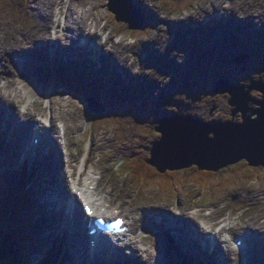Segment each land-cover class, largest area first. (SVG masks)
Here are the masks:
<instances>
[{
	"label": "rangeland",
	"instance_id": "obj_1",
	"mask_svg": "<svg viewBox=\"0 0 264 264\" xmlns=\"http://www.w3.org/2000/svg\"><path fill=\"white\" fill-rule=\"evenodd\" d=\"M107 0H70V7H73L74 9L78 10V11H82L84 8L89 7L91 10V8L93 6H96L99 13L106 19V25L109 27L110 30H112L113 32L116 33V35H123L124 33H126L128 31V27L126 23L123 22H117L115 20H113L110 16H108V13L110 15H112L114 17L113 14H111L110 12L107 11L106 9V2ZM48 0H39V3H37V1L33 2V0H0V27L4 28L5 30L9 29L5 35V32H0V46L1 45H5V39H8V42H11L13 40V37L16 36V39H19L22 35L26 36L29 34H32V32L34 31L35 28H40L42 26V23L40 22V20L37 17V12L34 13V11L32 10V8H30V10H28V13H26V5L28 7L31 6V4H33L32 7H36L38 8V11L41 13V9L42 6H44L45 3H47ZM209 3H211V0H208ZM201 3V0H180L177 1L176 3L174 2V4L177 5V9L176 12L178 13H184V12H189L195 8H197L199 6V4ZM237 3V2H236ZM179 4V6H178ZM238 6V5H237ZM239 7L244 10L243 7V3L239 4ZM70 12H72V10H69ZM106 11V13H105ZM14 15H11V14ZM89 14H92V12L90 11ZM230 14L232 15H236L235 12L233 13L232 11H230ZM74 20V28L77 29L75 27V19ZM233 20L238 21L235 17L233 18ZM84 21V20H83ZM18 28H23V32H21V29ZM81 28V27H80ZM79 28V29H80ZM236 28H239V25L236 26ZM227 31V30H226ZM20 32V33H19ZM152 33V31L149 32V34L147 36H149ZM132 36L135 35L134 31H131ZM132 38V37H131ZM137 38L141 39L143 38V35L141 34L140 36H138ZM230 43L232 45V38L229 37ZM5 48V47H4ZM230 56V55H229ZM223 58V57H222ZM6 59L5 54L0 55V64L3 60ZM7 62L3 61V65L6 67ZM216 64V62H213L212 64L208 63L205 64L203 69H200V71L202 72H209V70L212 68V66ZM232 63H226L225 61L222 62V64L220 63L219 65H216V67H222L223 70L227 69L230 75H233L234 77H237V75H243L246 78H248L249 75V71L251 73V75L254 74L253 71V67L250 66L251 63L248 64V67L246 68V71H240L239 67H232L231 65ZM200 68V67H199ZM0 69L2 70L3 68L0 67ZM224 70V71H225ZM36 71V70H35ZM226 72V71H225ZM25 79L20 78L19 76H17L16 79V87L19 89L21 95L24 97L23 101H28L30 103H36L39 105H43V107H52L54 106L56 108V110H53V114L57 115V116H62L65 117L69 116V123L70 120L72 122V130H73V135L74 138L77 139V145H74V147L79 151V153H81V151L86 150L85 148V142L87 141V137L84 136L85 131L89 125V121L85 120L84 117H82L80 114H77L75 116L74 112L77 111L78 113L80 111H82V107H80L78 105V101L74 98H72L69 95H65L62 92L65 91V89H63L62 91V86L61 85H56L54 88V93L50 92L49 95H51L50 98L48 99H43L41 98L40 95V90L43 89L42 85H41V79H40V75H38L35 72H31V71H25ZM225 74V73H224ZM241 76V77H243ZM240 77V78H241ZM239 78V79H240ZM245 79V78H243ZM233 82V81H232ZM19 83H26L28 88L31 89H24V88H20L19 87ZM166 81L163 82V85H165ZM180 83V82H178ZM205 85H207L206 82H197L196 84V88L194 89V85H191V89L189 90V96L191 97V104L188 106L192 107L194 109V98H203L204 101H201V104L199 105V110L201 112H204L205 117L206 118H215V119H219L221 118H227L228 117V112H229V106L227 105V107L225 108V103L224 100L222 98L217 99L216 102V109L213 113L212 116L209 115V113L207 112L209 107L211 106L212 100H210L209 98H207L206 96H209V90L207 91V87H204ZM60 86V87H57ZM15 88V91L16 89ZM12 87H10V91H11ZM26 94H25V93ZM204 92V93H203ZM224 97V96H223ZM225 98V97H224ZM254 98H257V96H255ZM258 99V98H257ZM50 100L51 103H50ZM177 101V100H176ZM172 104H175L174 102L170 101ZM17 107L19 108V106L17 105ZM177 107L179 106H172L169 108L170 112L174 113V111L177 110ZM249 108H252L250 106V103L248 104ZM254 107V106H253ZM185 108L184 107H180L179 111H183ZM65 112V113H64ZM239 113H237L235 115V119H238V115ZM72 115V116H70ZM81 116V117H80ZM220 120H215V122H219ZM71 125V123H70ZM78 128V130H76ZM103 134H107L106 131L103 132ZM131 136V134H130ZM158 138V135L153 132V133H144V140L147 142H150L154 139ZM100 149H103V147H100ZM116 149H113L110 153L111 154H115ZM92 153V151H91ZM243 161V160H241ZM240 161H238L237 163H239ZM235 163V164H237ZM233 164V165H235ZM232 165H227L225 167V169L231 168ZM189 168V167H188ZM223 169V168H222ZM190 170V169H188ZM112 176H111V180L116 181V183H118L117 185H120V181L123 180L125 178L126 181V176H124V178H121L120 176H118L115 172L111 171ZM218 173H222L220 171H217ZM1 173V172H0ZM102 175L104 176V170L102 171ZM260 177L262 178L261 180H257V179H253L247 182V184L253 188L254 192L258 195V192H261L262 194H264V178H263V174H260ZM225 178V177H223ZM130 179H127V184H128V191L131 192L130 197L131 198H135V197H140L141 195H147L148 191H153L155 190V187H147L144 186L143 190H138L136 189L131 182L129 181ZM212 183H216V182H212ZM120 186H116L115 188L118 189ZM124 188H127V185L124 186ZM190 193H194V196L197 197L199 193H196L195 190L198 189V186L196 185H190ZM211 188H215L214 189V193H218L217 188L214 186H211ZM209 189V188H208ZM194 191V192H193ZM179 194L177 195V193H175L173 196L169 195L167 199L168 202L169 199H172V203L174 202H179L183 201L184 203H186L187 205L189 204V201L187 199L182 200V198H184L183 195V191L179 190L178 191ZM174 193V192H173ZM161 192H157L155 194V196L152 194L151 197L153 198V200H156V202L158 204H160L163 199L161 198ZM211 194V193H209ZM258 199H260L258 197ZM207 203V202H205ZM264 205L261 206H256L251 208L250 210H248L246 208L245 205L242 204L241 208V212H243L244 214L248 215L251 212H253V216L252 218L255 219H259V216L261 214L260 208H263ZM36 223V221L34 222ZM16 225V224H15ZM0 226L4 227L6 226V224L3 223V221L0 219ZM34 255L36 254L35 251L32 252ZM33 256V255H31ZM31 256L29 258H31ZM172 256V255H171Z\"/></svg>",
	"mask_w": 264,
	"mask_h": 264
},
{
	"label": "water",
	"instance_id": "obj_2",
	"mask_svg": "<svg viewBox=\"0 0 264 264\" xmlns=\"http://www.w3.org/2000/svg\"><path fill=\"white\" fill-rule=\"evenodd\" d=\"M111 9L117 13L113 7ZM228 87L216 92L231 94L229 101L243 114L241 123H233L229 128L208 130L195 124L197 122L176 121L170 125L165 120L161 121L156 130L162 135L152 147L148 162L161 172L194 164L202 169L218 170L243 158L252 165L264 166V129H261L264 124V98L257 101L255 111L248 110L245 106L249 91L257 87L248 85L247 90L240 87L238 91ZM254 113L257 116L251 118ZM210 132L213 133L212 137H209Z\"/></svg>",
	"mask_w": 264,
	"mask_h": 264
},
{
	"label": "bare ground",
	"instance_id": "obj_3",
	"mask_svg": "<svg viewBox=\"0 0 264 264\" xmlns=\"http://www.w3.org/2000/svg\"><path fill=\"white\" fill-rule=\"evenodd\" d=\"M133 1H135V2H137V4H135V5H143L142 3H139L138 2V0H133ZM168 1V3H172V1H175V0H167ZM230 4H231V7H232V12L234 13L235 11L233 10V7H234V2L231 0L230 1ZM151 7V6H150ZM153 7H154V9H155V11H158V6H155V5H153ZM199 8H200V11L202 12V14L205 16L206 14H210L211 12H208L209 11V6H205V5H203L202 3H200L199 4V6H198ZM230 7V8H231ZM31 8H32V10L34 11V12H37V14H39L40 15V13H39V11H38V8H37V6L36 7H32L31 6ZM140 9V8H139ZM141 10V9H140ZM90 13V10H83V11H81V14L76 18V20H75V27L77 28V29H79L80 27H83V26H85L84 24H83V20H84V17H85V15H87V14H89ZM164 13V12H163ZM232 15V14H231ZM160 17V19L161 20H163V19H165L163 16H159ZM237 19V18H236ZM120 22H125L126 21V17L124 16V15H121L120 16ZM233 22H234V24H235V27L236 26H238L239 24H238V21H236V20H233ZM149 23L151 24V25H153V26H156V25H159V23H157L156 22V24H153V22L152 21H149ZM220 24H222V22L220 21ZM223 27L227 30V33H228V35H229V37L230 38H232L231 37V33H230V30H229V28L227 27V26H225V25H223ZM18 29H21V32H23V28H18ZM237 29H239L240 31H241V29H240V27L239 28H237ZM53 31L55 32V36H56V38H58L59 40H65V38H67V33H66V31H62V30H58V29H53ZM160 32V31H159ZM20 33V32H19ZM241 34L245 37V38H250V36L249 35H247L244 31H241ZM16 39V36H14L13 37V40L12 41H14ZM65 43V42H64ZM232 46H233V44H232ZM66 47V46H65ZM77 55V54H76ZM182 54L181 53H178L177 54V56H178V58L180 59V56H181ZM5 56H6V61H8V57H9V54H5ZM14 56V55H13ZM111 61L115 64V62H117V64H118V66L121 68V70L122 71H124V68H126L127 69V66H129L128 68H130V65H127V63L126 62H124L123 63V67L124 68H122V66H121V64H120V62H119V60H116V59H114V58H111ZM30 70V69H29ZM226 71V70H225ZM137 72H139L138 70H137ZM150 73L151 74H153V75H155V74H157L158 75V79H157V81H158V83L160 84V85H162L161 83L162 82H164V81H166V83H165V85H163L164 86V88L167 90L168 89V87H169V85H168V83H167V80H166V77H165V75L163 74V73H161V72H157L156 70H155V68L153 67V66H150ZM21 76H24V73H22L21 74ZM127 77V76H126ZM251 78H253V79H257V78H264V69H259V70H255L254 71V74L253 75H251ZM131 79L134 81L135 79H136V76L135 75H133L132 77H131ZM244 82H246V84H250V85H252L250 82H247L249 79L248 78H245V79H242ZM231 83H236V82H232V81H229L227 84H224V82H223V80H221L220 81V83H219V86H220V88L221 87H223V86H226V85H228V84H231ZM15 85H16V81H15V79L14 78H10V80L8 81V84H7V86L8 87H12V89L14 90L15 89ZM252 86H254V85H252ZM255 87V86H254ZM261 91V90H260ZM176 93H179V91H176ZM204 93V92H203ZM261 93V92H260ZM262 94V93H261ZM225 98H227V96L226 95H223ZM207 98H209L210 100H212V103H211V106L209 107V109H208V113H209V115L210 116H212L213 115V113H214V111H215V109H216V100L217 99H219L220 98V95L219 94H211V92H210V95L209 96H206ZM24 100V97L21 95V93H20V91H19V89H16V93H15V95H10V94H7V93H4V92H2L1 90H0V101L2 102V103H4L6 106H8L10 109H11V111L10 110H8V113L9 114H11L12 113V111H13V113L14 114H16L20 119H24V120H29V119H31L32 118V114H31V111L29 110V111H25V112H21L17 107H16V104L17 103H21L22 101ZM204 101V99L203 98H194V104L195 103H200L201 101ZM187 101H191V97H187ZM169 104H172L171 102H169ZM228 106H229V112H228V117H232V118H234L235 119V115L237 114V113H239L238 115V119L241 117V111L239 110V109H237L234 105H232V104H228ZM170 108V107H169ZM168 108V109H169ZM185 110V109H184ZM182 112V111H181ZM171 114H173L172 112H171ZM203 114H205V113H203ZM264 115V114H263ZM227 117V118H228ZM65 118V115H64V117H62V119H64ZM207 119H210V118H207ZM70 123H71V125L70 126H72V122H71V120H70ZM69 123V124H70ZM262 130L264 129V124L262 125V128H261ZM76 130H78V128L76 129ZM53 131H55V129L53 128ZM110 141H106V143H109ZM50 143H51V146H50V148L49 149H47L46 150V152H47V157H46V159H48L49 161H51V158H53L52 157V155H53V153H52V150L55 148V144H54V142L51 140L50 141ZM69 145H70V143H69ZM100 147H103V149L104 148H107L108 146L107 145H100V146H98V148H96V149H94V150H92V153L90 152L89 153V156L87 157V155H84V160L82 161V162H80V169H79V172H80V175H81V177H82V180H84V179H86V175H84V169L87 167V165L89 164V163H91L92 161H93V157H95L96 156V152L98 151V149H100ZM134 150H135V152L137 153L138 151H137V149H136V147H134ZM238 161H240V160H238ZM237 161V162H238ZM240 163H241V161L238 163L239 165H240ZM93 167H94V165L92 164V165H90L89 166V168L90 169H93ZM44 168H47V169H50L51 168V166H45ZM44 168H41V169H44ZM87 170H88V167L86 168ZM92 171V170H91ZM94 174V173H93ZM95 175V174H94ZM90 177V176H89ZM22 178H24L25 179V177H22ZM244 178L248 181H250V176H249V173L246 175V176H244ZM35 182H37V183H39L40 185H42V182L40 181V180H35ZM68 184H69V182L68 181H66ZM187 188V187H186ZM33 192L34 193H36L37 191L36 190H33ZM258 197H259V192H258ZM260 198V197H259ZM34 202H35V205H36V208H39L40 206H41V204L38 202V201H36V200H34ZM69 204L71 205V206H77V205H75V204H72L71 202H69ZM147 213H144L143 215H146ZM60 219V218H59ZM58 219V220H59ZM58 220H56V219H54V217L53 216H49V217H47L46 219H45V221L46 222H48V223H50V224H54V226H53V228H55L56 229V232H57V234L59 235V236H61V238L64 240V241H66V242H68V243H70V244H73L74 245V247H77V246H79L80 245V242H75V241H73V240H70L69 238H67L68 239V241H67V239H66V237L65 236H63V234L61 233V230H59V226L58 225H55V222L56 221H58ZM172 221H174V219L172 218L171 219ZM75 222H79L78 220H76ZM86 223H89L90 221L89 220H86L85 221ZM70 224H72V225H74V223L72 222V220H70V222H69ZM37 224H40V223H38V222H36V223H34V225H37ZM8 225H6V226H4V227H7ZM62 226V225H61ZM167 226H168V229L173 233V237H174V240H175V243H176V245H178V243H179V241H180V237H184V238H189L190 237V233L188 232V231H186V230H184V229H182V228H179V227H175V225H173V224H171V223H169V222H167ZM183 228H186V227H189L188 228V230L189 229H191V228H193L192 226H191V224H187V225H183L182 226ZM73 229H75V228H73ZM195 229V228H194ZM225 229H227V227H224L223 228V230H225ZM263 230H264V228H263ZM190 231V230H189ZM111 234H113V230L111 229ZM114 237H115V235H114ZM116 238V237H115ZM120 238H121V241H118L119 243H121V246H122V248L124 249V251L125 252H127V253H129L128 252V245H131V243H130V241L129 240H127V239H124V237L122 236V235H120ZM182 241H180V243H181ZM195 242V238L194 239H191V240H189V241H186V242H184V246H186V247H188L190 244H192V243H194ZM67 243V245H66V250H65V253H63V255H62V258L63 259H66V257H67V259L69 260V259H71L70 257H72V253H71V250H70V246H69V244ZM81 246H83V245H81ZM184 246L182 245V249H184ZM78 249V248H77ZM162 249H164L165 250V248H163L162 247ZM148 250V248H147V246L145 247V251H147ZM206 250V249H205ZM204 251V250H203ZM76 252H77V250H76ZM191 252H193V251H191ZM119 253L120 252H118V255H119ZM210 254H212V255H214V258L213 259H211L209 256H208V254H206L205 252H201V257H198V261L199 262H201V263H203V264H207V262H216V261H218L220 258H221V256L220 255H217V254H215L213 251H211L210 252ZM78 256H79V254H78ZM146 257H147V259H148V263H150V262H155L156 263V260H154V259H152L151 257H152V253H149V255H146ZM171 257H173V258H176L178 261H180V262H183V260H181V259H179L178 257H176V256H171ZM90 258V262L92 263V264H98V263H101V261H99V260H93V258L92 257H89ZM139 259L141 260V262H142V264H146L144 261H143V257H139ZM70 261V260H69ZM85 264H89V263H87V262H84ZM75 264H79V260L77 261V262H75Z\"/></svg>",
	"mask_w": 264,
	"mask_h": 264
},
{
	"label": "trees",
	"instance_id": "obj_4",
	"mask_svg": "<svg viewBox=\"0 0 264 264\" xmlns=\"http://www.w3.org/2000/svg\"><path fill=\"white\" fill-rule=\"evenodd\" d=\"M240 166H242V170H240L241 174L243 176H246L249 172L245 169V165L241 162ZM193 176H194V181L201 183V178L203 176H205L204 172H201L197 169H195V172L193 171ZM212 174V173H210ZM12 207V205H11ZM2 210V209H0ZM7 213V210L6 212ZM11 238H13V240L15 242H18L20 239V234L18 232V229L16 228H11V229H7L5 232H1L0 233V264H4L2 262H6L9 261L11 262L13 260V264H21V262L24 260V258L26 257V255L24 254H16V256L14 257V249H13V245H11V243L8 241ZM11 256V257H10Z\"/></svg>",
	"mask_w": 264,
	"mask_h": 264
},
{
	"label": "snow or ice",
	"instance_id": "obj_5",
	"mask_svg": "<svg viewBox=\"0 0 264 264\" xmlns=\"http://www.w3.org/2000/svg\"><path fill=\"white\" fill-rule=\"evenodd\" d=\"M89 214H91V213L89 212Z\"/></svg>",
	"mask_w": 264,
	"mask_h": 264
}]
</instances>
